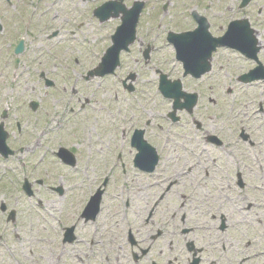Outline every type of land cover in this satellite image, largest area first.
I'll return each mask as SVG.
<instances>
[{"label": "flooded vegetation", "instance_id": "obj_1", "mask_svg": "<svg viewBox=\"0 0 264 264\" xmlns=\"http://www.w3.org/2000/svg\"><path fill=\"white\" fill-rule=\"evenodd\" d=\"M126 1L46 0L38 21L29 14L28 23L13 15L17 1L0 0L1 15L10 12L17 19L0 18V49L12 58L13 68L32 48L33 38L38 41L32 35L42 31H50L40 46H45L44 53L56 68L39 73L33 83L37 100L27 103L15 96V85L8 89L0 81V264H256V258L264 260V251L256 247L258 242L264 246V223L257 220L258 226L245 240L240 227H252L239 224L235 216L240 211L229 204L233 198L254 201L247 212L254 209L255 217L259 213L264 217V149L258 150L264 144V126L256 124L255 109L248 112L256 97L247 99L238 90L264 86V81H240L254 67L246 59L251 68H223L222 63L215 68L220 52L236 54L227 47L215 49L207 71L184 73L176 58V47L195 53L209 45L208 38L224 37L228 31L243 34L234 22L246 18L256 38V59L264 66V0H250L242 7L244 0H232L236 13L223 18L211 13L209 0L177 4L176 21L162 31L177 73L159 68L155 80L139 86L138 73L128 72L118 81L123 93L118 103L116 87L113 94L99 87L122 69V56L131 55L141 43L144 36L139 30L147 9L145 1L129 6ZM177 1L167 0L161 11ZM137 2L142 7L133 43L121 49L112 75L94 76L92 70L113 46L124 16L137 9ZM106 3L117 5L97 16ZM56 6L68 11L62 20ZM227 8L218 1L216 11ZM249 8L255 9L256 25L244 17ZM44 17L48 23L41 27L38 22ZM89 26L97 33L88 32ZM107 26H111L106 32L109 46L97 65L84 68V51L90 53L98 46L90 45L87 36L100 38L99 31ZM169 35L178 41L175 46L168 43ZM20 44L23 50L16 62ZM143 45L139 44L142 61L135 62L146 65L155 48ZM162 75L180 86L183 96L175 105L159 90ZM150 84L155 97L141 104L136 97ZM156 96L169 106L164 114L151 113L148 107ZM258 112L264 114L262 102ZM102 115L112 116L102 124ZM136 201L144 202L141 210L134 209Z\"/></svg>", "mask_w": 264, "mask_h": 264}, {"label": "rangeland", "instance_id": "obj_2", "mask_svg": "<svg viewBox=\"0 0 264 264\" xmlns=\"http://www.w3.org/2000/svg\"><path fill=\"white\" fill-rule=\"evenodd\" d=\"M15 1H17V3L14 4V6H16V9L18 10H16V12L12 10V12L15 13L13 15L15 16V18H20V21H24L28 23L30 22L29 14H32L33 21H38L40 17L38 13L41 14V11L46 8L44 4L46 0H15ZM50 1H53V0H50ZM65 1H68V0H65ZM102 1L104 0H97L98 3ZM135 1H145L146 6H147V9L143 14L142 25L139 30V34L144 37L141 38L142 40H140L141 43L139 44H144L143 47L145 48V45L147 43H150V45H152L155 48V50L152 53L150 62H148V64L143 65V62L141 64H137L135 60L136 59L141 60V55L139 53V49H140L139 44H136L133 48V53L131 55L129 54L127 56H122V60H121L122 69H119L116 76L109 77V80H106V82L102 81L99 87L101 88V92H106V90H109L110 91L109 93L113 94V91L115 90V87H116L117 96L119 97L118 103L122 101L121 98L123 96V93L121 92V87L118 81L120 78H123L128 72L135 71L136 73H138L139 86L142 85L141 83L144 82L145 80H148V81L155 80L154 71L158 70L159 68L164 72L168 71V72L173 73L172 75H175L177 73V68H178L177 64L174 63V61L172 60V57H173L172 49L170 47L165 46L164 33L167 31V27H169V24L171 22L176 21V16L178 15L177 14V11H178L177 4H181L183 6V3L190 4L192 2L190 0L189 1L188 0H178L177 3L175 2L170 3L166 11H161L162 6L166 3L167 0H127L126 4L129 6ZM218 1L222 2V8H225L226 10V7H228L227 8L228 10L227 11L222 10V12L216 11ZM233 5L236 6V3H234V1L232 0H209V3H208V7H210L211 9V13H213L214 15L218 17H222V18L227 17V16L234 17L236 12H235V9H233L234 8ZM1 6L2 4L0 2V7ZM38 7L40 8L38 9ZM35 10H40V11L39 12L37 11V14L35 15ZM55 10L60 13L59 15L61 17V20H62V16H64L62 14H68V11H62L63 9L61 6H56ZM53 14L54 13L51 12L49 16L51 17L53 16ZM244 15H245L244 17H247L252 21L253 25H256V18L254 17L255 16L254 8H249V11H247V13H244ZM1 17L7 18L10 20L12 18L10 12H6L5 14L1 15V9H0V18ZM12 19L17 21V19H14V18ZM44 23H48V20H46L45 17L41 18L38 22V24L41 27ZM110 27L111 26H107L106 28H104L105 30L99 31L100 33L99 35H101L100 38L90 37L91 35L87 36L91 40L92 44L90 45L98 44V46L96 49H94V51H90V53L87 51H84L83 56H81L83 58V64L85 65L84 68H93L99 62V58L101 57L100 55L102 53V50L105 47L109 46L108 45L109 41L107 39L106 32L111 30ZM158 28H162V29H158ZM163 30H165L164 33L162 32ZM90 31L94 33L96 32L94 28L89 26L88 32ZM5 33H6L5 35V38H6L8 35V29L5 31ZM45 34H50V31L49 32L42 31V35H39L37 33H34L32 35L34 37H38V41L35 42L34 39L36 38H33L32 40L33 46L32 48H29V50L26 51V54L24 58H22V61L18 68H15V69L13 68L12 58L8 57L9 54L5 53V50H2V47L0 49L1 50L0 51V81L3 84V86H5L8 89L9 87H12L15 85V88H16L15 96L18 95V98H20L21 101H24L26 103L27 101L31 99L37 100L36 90H38V88L34 90L33 87L35 86H33V83L35 80H38L39 73L45 72V69L47 70L46 71L47 73H50V70H48L47 68L51 70L56 69L51 65V62L48 61V58L46 57V54L44 53L43 49L45 46H42V47L40 46V42H42V44L45 43L44 42ZM82 40L83 39L81 37L80 38L81 42L79 43V45H82ZM29 43L30 42H26V45L28 46ZM0 46H1V43H0ZM30 63H34L35 66H31L32 64ZM219 63H222L224 65L223 68H235L236 69V68H251L252 67L249 62L245 61L238 54L226 53L225 51L220 52L218 55H216L215 60H214V67L217 68ZM54 75H56L57 78L60 77V73L58 74L54 73ZM54 75L53 76L49 75V76L51 78H54ZM5 82L7 84H5ZM238 90L240 92V95L245 96L247 99L250 98L249 95L256 97V104H250L248 112H251L252 109H255L256 110V124L260 126H264V114H261L258 112L259 102H262V106L264 107V86L258 85L256 86V88L255 87L250 88V89L249 88H239ZM140 91H141V94H138L136 99L141 101V104L147 98L155 97L153 85L148 86V88L145 87V90H140ZM100 98L102 99V97ZM138 100L133 101L134 107H138V105L140 104ZM245 101L246 100L243 99V101L241 102H244L245 104L249 103ZM125 105L126 104H123V108H125ZM239 106L241 107V109H243L240 103H239ZM148 107L150 108L151 113L159 112L160 114H164L169 109V106L166 105L165 103L162 104V100L160 98H157V96L154 100L152 101L149 100ZM161 108H164V109L161 110ZM111 116L112 115L104 119L105 116L102 115L100 117L101 118L100 121L102 122V124H104V122L108 121V119H110ZM262 128H263L262 129L263 131L264 127ZM262 149H264L263 141H262V145L259 146L258 150H262ZM136 202H137V205L134 207V209L141 210V208L144 207L145 205L144 202L142 201H136ZM249 203H254V201H250L247 199H236V198H233L232 200L229 201L230 205L236 207L240 211L239 215L237 214L238 216H235L238 220L237 222H239V224L241 225L242 224L245 225L246 227H252V230H247L245 229V227L243 228L242 226L240 227L245 240H247L248 235L253 230H255L256 225L258 226L257 220H259V222H262V225L264 223V217L261 215V213H259V215L258 216L256 215L255 217L254 209H252L251 212L250 211L247 212L246 207ZM259 227L261 230L263 229L262 226H259ZM168 239L169 237H167V240ZM258 243L256 244L257 249L260 251H264V246L263 245L258 246ZM256 253H257V250H256ZM257 262L259 264H264L263 258H260V259L256 258V264Z\"/></svg>", "mask_w": 264, "mask_h": 264}, {"label": "water", "instance_id": "obj_3", "mask_svg": "<svg viewBox=\"0 0 264 264\" xmlns=\"http://www.w3.org/2000/svg\"><path fill=\"white\" fill-rule=\"evenodd\" d=\"M122 1V0H121ZM117 5V4H116ZM116 5L114 3H106L101 8L96 11V15L100 17V14L103 12H110L114 10ZM135 6V5H134ZM142 4H138L137 2V9L130 10V15L128 13L123 18V25L118 30V33L113 37V46L108 49L104 58L102 59V63L98 66V68L92 73L93 75L102 76L105 74L113 73L115 67L118 65V56L121 49H127L126 47L133 43L134 41V28L135 22L138 18L140 8ZM242 28L243 34H233L232 32H227L224 38L220 39H211L208 38L209 45L202 51H195L192 52L189 49L187 50L184 47H176L177 48V59L183 62V66L186 72L193 74L199 68H204V71H207L210 68L209 59L211 57V52L217 46H227L230 48H234L235 50L241 52L246 57L256 59V48H255V39L252 36V31L248 27L247 21H241L238 23ZM168 41L173 43L174 46L178 41L174 40L172 35H169ZM180 47L182 49H180ZM21 45L19 46V49ZM20 50L16 49L18 53ZM203 70H200L202 73ZM254 73V72H252ZM256 77V76H253ZM248 79L247 77L245 78ZM180 86L178 84H170L169 82L165 81V78L162 77L160 81V91L166 98H173L177 103L180 96H183L179 92ZM189 97V96H187ZM193 104H190L192 107Z\"/></svg>", "mask_w": 264, "mask_h": 264}]
</instances>
